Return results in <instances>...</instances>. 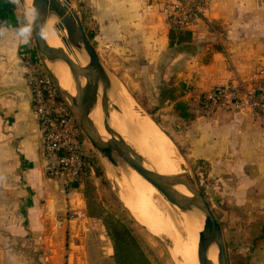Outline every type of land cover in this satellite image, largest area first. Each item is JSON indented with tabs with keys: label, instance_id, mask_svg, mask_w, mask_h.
<instances>
[{
	"label": "crops",
	"instance_id": "1",
	"mask_svg": "<svg viewBox=\"0 0 264 264\" xmlns=\"http://www.w3.org/2000/svg\"><path fill=\"white\" fill-rule=\"evenodd\" d=\"M91 1L98 38L123 37L124 48L140 52L155 71L176 70V86L182 83L186 91L175 102L188 105L189 135L204 147L195 157L207 162L209 178L227 186L224 192L230 188L229 198L254 214L249 260L264 264V119L221 109L200 120L195 109L214 88L264 81L256 77L264 69V0H212L201 20L183 29L186 42L174 45L160 0ZM16 7L0 0V24L7 26L0 36V217L44 264L113 263L110 239L101 221L87 216L83 192H66L43 170V140L21 64L33 39L26 45L16 39Z\"/></svg>",
	"mask_w": 264,
	"mask_h": 264
},
{
	"label": "rangeland",
	"instance_id": "2",
	"mask_svg": "<svg viewBox=\"0 0 264 264\" xmlns=\"http://www.w3.org/2000/svg\"><path fill=\"white\" fill-rule=\"evenodd\" d=\"M71 1L73 9L83 21L87 34L93 36L90 39L94 47L98 48L99 52H97L111 81H114V84L116 83L115 85L122 89L134 106L138 107L142 113L144 112L143 114L148 117V124L151 121L155 123L156 129L150 124V126L148 125L149 129L152 128L153 131H157H155L156 133L163 134L169 138L173 143L171 146L182 159L181 163H184L191 177L195 180L198 189L210 203L222 228L229 264L230 259L234 257L251 258L252 239L257 235L253 231L254 221L252 220L254 214L245 212L234 198H229L230 188L224 192L227 186L224 183L218 184L213 178H209L207 162L204 159L195 157L196 154H201L204 147H196L193 141L197 136L189 135V129L191 128L189 124L193 120L192 116L190 118H181L179 116L180 113L175 109L178 102H175L173 97L177 99L180 92V86H176V70L172 72L167 70L165 72L161 69L155 71L140 52L131 54L129 48H124L127 43H125L126 40L123 37L111 40L98 38L99 27L93 13L92 1ZM14 4L20 14L23 6L19 0H15ZM28 6H31L30 2ZM32 44L31 51L35 50L34 42ZM256 77L262 78L263 76L256 74ZM202 96L195 106L198 117L201 118L200 120L203 119V116L207 117V112H209L202 102ZM100 107L99 103V109L101 110ZM110 111L112 119L117 124L119 117L112 106ZM193 118H195L194 115ZM123 130L124 132L122 131L123 134L121 135L127 143L133 146L131 139L134 138L133 134L126 131V127ZM152 130L149 131L153 132ZM142 131L140 134L137 133L140 136L144 133L148 134L147 130L143 134ZM83 147L84 155L95 160V163L90 165V179L94 182L99 201L105 209L112 212L133 232L141 248L153 264H177L172 255V250L175 249L178 253L185 254L187 242L183 241V239L179 242L174 239L169 241L155 236L150 230L140 224L139 220L129 212L121 200L123 197H129L130 190L126 188L129 185L131 187L134 186L139 175L120 160L117 161V166H114L106 159L101 158L86 138ZM109 165L115 172L114 176L109 175L106 171ZM97 168L102 172L101 177L96 175L98 172ZM126 169L127 172L125 171V174H129V177H131V183L129 184L127 181L130 179L126 178L123 173ZM139 177L143 179L141 176ZM130 202L134 204V200H130ZM168 204L176 212L180 213L169 202ZM261 216L264 217V215ZM7 221L9 219L0 217V264H44L43 258H39L38 250L36 249L33 253L34 249L26 245L24 235H18L17 232L6 227ZM182 224L185 231H187V235L191 234L183 221Z\"/></svg>",
	"mask_w": 264,
	"mask_h": 264
},
{
	"label": "water",
	"instance_id": "3",
	"mask_svg": "<svg viewBox=\"0 0 264 264\" xmlns=\"http://www.w3.org/2000/svg\"><path fill=\"white\" fill-rule=\"evenodd\" d=\"M19 1L22 6L28 4L27 0ZM30 3V7L34 6L38 9V23L51 18L57 19L62 29L66 31L67 46L87 59V64L80 66L65 50L51 47L45 39L40 40L35 35L33 36L35 44L33 51L40 59L57 90L59 98L69 109L82 135L90 142L101 158L106 159L114 166H117L118 160L124 162L151 184L180 213L185 214L193 210L201 213L204 217V226L199 233L201 264H213L208 259V253L213 248L217 253V264H229L221 225L205 195L198 189L190 172L187 171L184 176H171L148 169L145 166L144 158L137 153L132 145L127 143L121 133L111 127V106L117 116H124V113L113 98L114 94L117 96L113 90V82L85 30L83 21L73 9L72 1L30 0ZM46 62L51 64L62 63L69 68L76 90L75 96L61 88L57 76L48 69ZM97 109L102 114V127L109 137L107 140L101 138L99 129L90 118L92 112ZM144 116L146 115L144 114ZM179 188H184L191 196L182 194L178 190Z\"/></svg>",
	"mask_w": 264,
	"mask_h": 264
},
{
	"label": "bare ground",
	"instance_id": "4",
	"mask_svg": "<svg viewBox=\"0 0 264 264\" xmlns=\"http://www.w3.org/2000/svg\"><path fill=\"white\" fill-rule=\"evenodd\" d=\"M27 2L29 3L30 0H27ZM49 21L48 35L45 37L47 43L51 47L65 50L78 65L85 66L87 64L86 57L81 56L67 46V34L62 29L60 22L55 18H51ZM46 63L48 69L57 76L61 88L69 92L72 96H75L76 90L71 79L69 68L62 63ZM115 84L113 81V90L118 97L114 94L113 98L118 107L124 112V116H118L117 124L111 117V127L121 134H123L122 131L124 132L123 129L126 127V131L133 134L134 138L131 139L134 144V149L144 158L145 166L148 169L157 171L162 175L184 176L188 170L184 163H181V157L171 146L173 143L165 135L156 133L157 131H153L152 128L149 129V124L156 129L155 123L151 121L148 124V117L144 116V112L142 113L138 107L134 106L123 93L122 89ZM90 118L99 129L101 138L107 140L109 137L102 127L101 112L98 109L93 111ZM145 130L148 131V134L144 133ZM141 131L142 134L144 133L142 136L139 135ZM106 171L109 175L114 176L115 172L110 165L107 166ZM125 171L127 172V169L123 173L126 178L130 179L127 181L129 184L131 183V177H129V174H125ZM138 177L134 186L131 187L129 185L126 188L130 190L129 197L121 198L129 212L155 236L169 241L174 239L179 242L183 239V241L187 242L185 254L178 253L175 249L172 250V255L177 264H201L199 256V233L204 226L203 215L197 210L185 214L176 212L151 184L147 181L146 183ZM178 190L186 196H191L184 188H179ZM130 200H134V204ZM180 218L191 234L187 235V231H185ZM208 259L213 264H217V253L214 248L209 251Z\"/></svg>",
	"mask_w": 264,
	"mask_h": 264
},
{
	"label": "built area",
	"instance_id": "5",
	"mask_svg": "<svg viewBox=\"0 0 264 264\" xmlns=\"http://www.w3.org/2000/svg\"><path fill=\"white\" fill-rule=\"evenodd\" d=\"M163 12L171 26L188 29L203 18L212 0H160ZM28 51L22 54L21 64L32 98V110L39 124L43 140V170L58 178L66 192H71V183L77 181L87 164L81 150V131L69 109L59 98L52 80L40 59ZM257 75L264 77L261 68ZM209 112L221 109L247 110L253 117L264 119V81L246 86L231 82L217 87L202 96Z\"/></svg>",
	"mask_w": 264,
	"mask_h": 264
},
{
	"label": "trees",
	"instance_id": "6",
	"mask_svg": "<svg viewBox=\"0 0 264 264\" xmlns=\"http://www.w3.org/2000/svg\"><path fill=\"white\" fill-rule=\"evenodd\" d=\"M89 37L91 39L93 38L92 35H89ZM169 38L170 44L174 45L175 43L181 44L186 42V39H188L189 37L185 30L172 27ZM30 53L33 56H36L34 54V51ZM179 86V96H182L186 91V86L182 83H180ZM173 100L175 101L176 98L173 97ZM175 109L180 113L179 116L181 118L191 117L189 107L186 103L178 102ZM84 142L85 138L81 134V150L85 158L87 167L80 174L79 179L71 183L70 188L72 190H81L83 192L87 216L90 218L98 219L103 224L113 248V263L110 264H153L141 248L140 243L133 232L112 212L107 211L99 201L96 186L90 179V165L92 163L94 164L95 160L90 159L84 155ZM97 171L98 172L96 175L101 177L102 172L98 170V168ZM230 264H249V258L234 257L230 259Z\"/></svg>",
	"mask_w": 264,
	"mask_h": 264
},
{
	"label": "clouds",
	"instance_id": "7",
	"mask_svg": "<svg viewBox=\"0 0 264 264\" xmlns=\"http://www.w3.org/2000/svg\"><path fill=\"white\" fill-rule=\"evenodd\" d=\"M15 3V0H13ZM39 22V12L34 6L30 7L25 4L18 16L17 24L13 29L14 35L20 44H28L33 36L43 40L48 35L49 20ZM7 26L0 24V36L5 35Z\"/></svg>",
	"mask_w": 264,
	"mask_h": 264
}]
</instances>
